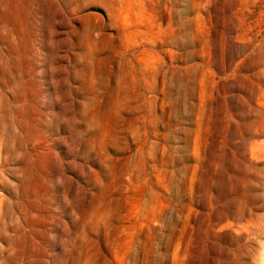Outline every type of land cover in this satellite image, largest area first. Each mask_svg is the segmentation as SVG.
<instances>
[{
    "label": "rangeland",
    "instance_id": "obj_1",
    "mask_svg": "<svg viewBox=\"0 0 264 264\" xmlns=\"http://www.w3.org/2000/svg\"><path fill=\"white\" fill-rule=\"evenodd\" d=\"M0 264H264V0H0Z\"/></svg>",
    "mask_w": 264,
    "mask_h": 264
}]
</instances>
